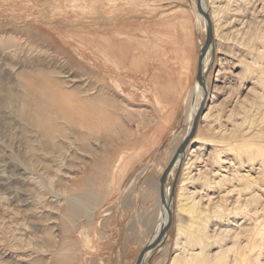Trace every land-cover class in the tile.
<instances>
[{
  "label": "rangeland",
  "instance_id": "374dc122",
  "mask_svg": "<svg viewBox=\"0 0 264 264\" xmlns=\"http://www.w3.org/2000/svg\"><path fill=\"white\" fill-rule=\"evenodd\" d=\"M202 3L200 136L142 264H264V0ZM200 17L196 0H0V264H135L165 212L149 184L196 101ZM24 93L51 99L31 112L47 133L23 120ZM97 94L108 103L86 105L90 139L76 143L71 108ZM83 184L97 201L64 229Z\"/></svg>",
  "mask_w": 264,
  "mask_h": 264
},
{
  "label": "bare ground",
  "instance_id": "6f19581e",
  "mask_svg": "<svg viewBox=\"0 0 264 264\" xmlns=\"http://www.w3.org/2000/svg\"><path fill=\"white\" fill-rule=\"evenodd\" d=\"M201 3H202V0H201ZM202 6H203V3H202ZM203 8H204V6H203ZM204 10H206V9L204 8ZM209 18H210V15H209ZM200 19H201V21H203L202 17H200ZM210 21H211V19H210ZM211 25H212V23H211ZM203 31H205V28L203 29ZM212 34H213V28H212ZM212 41H213V38H212ZM211 44H212V42H211ZM211 46L209 47V49L207 50V52H206V54L204 56V59H203V62H202V72H204V67L206 65H208V63H209L210 53L212 51ZM197 61H198V59H197ZM196 73H197V71H196ZM194 89H195V92H196V101H195L194 107H193V109L191 111L190 117L188 118V126L185 129V131L182 134V136L181 137H178L180 139L178 140L177 143L175 142L176 145H174L172 147V149L170 150L169 161L174 156V154H175L177 148L179 147V145L181 144L182 140L186 137L187 133L190 131V129L192 127V121L194 119V116L196 115L197 110H198V108L200 106V103L203 100V97L205 96V93H206V90H207L205 88V91H204V89L199 84ZM81 93L82 92H80V94ZM83 93L85 94V92H83ZM49 101H51V99L45 93H41L39 99L38 98L31 97V96L27 95L26 93H24V98L22 99V103H21L22 106H23V108L20 109V114L23 117V120H25L31 126H34L36 128H40V129L43 128V131L45 133H47V126H43L42 123L40 124V121H39L40 120V117L38 116V119L39 120L36 119L35 117H33V115H31V112H37V111L44 112V111H46L47 110V107H46L45 103H49ZM105 102L108 103V100L102 99V96L100 94H97L94 97L92 96L90 98L88 97V98H83V99H77L76 100V102L74 103V106L71 108V110L74 112V115H75L71 119L72 120L71 121V129H72V135L74 137V140H76V143L78 141V143L81 142V143H84L85 144L88 141V137L90 139L91 127L93 126L91 124V122H92L91 120H92V117L93 116H92V113L90 114L89 112H87V110H89L88 109L89 107H87L86 105H89L90 103H95V104H102V103H104L105 104ZM55 112H56V109H55ZM109 117H111V116H109ZM201 117H202V115H201ZM201 117L199 119H201ZM45 123H48V122H45ZM45 135H47V134H44V136ZM199 136H200V134H199V128L197 126L196 131H195V134H194V138H193L192 142L193 141H196V139H198ZM101 137H105V136H101ZM92 138L93 137H91V139ZM97 140L98 139H95V141H97ZM86 148L88 149V147H86ZM91 150L89 149L90 152H92ZM193 151H195V150L192 149L191 152H193ZM101 158H102V160L104 162H107V163L110 160V158H108L107 156H104V157L101 156ZM115 163L117 164V162H115ZM177 165H178V162H176V164L174 165V168L170 172V174H173L174 173ZM83 186H84V184H83ZM83 186L80 187L81 188L80 191H78V192H72L71 199L66 204L65 211L61 212V214H60V223H61V226L64 229L71 228L74 219L77 218L80 214H82V211H85L86 208L88 207V205L91 202L93 203V202H96L97 201L96 200L97 197L96 198L94 197V195L92 194V192H90V190L88 189V187H85V186L83 187ZM164 193H165V196L167 197V195L169 193V188L168 187H166L164 189ZM148 194H152L153 196H156L157 197V200L159 201V179L157 180L156 183L149 184ZM166 219H167V216H166V213L164 212L163 221L161 222L160 226L157 227V230H156V233H155L154 238L157 236L158 231L162 228V226L166 222ZM146 244L147 243H145V245Z\"/></svg>",
  "mask_w": 264,
  "mask_h": 264
},
{
  "label": "water",
  "instance_id": "95a60500",
  "mask_svg": "<svg viewBox=\"0 0 264 264\" xmlns=\"http://www.w3.org/2000/svg\"><path fill=\"white\" fill-rule=\"evenodd\" d=\"M196 6H197L199 13L204 18L205 24H206L205 42L200 49L198 61H197L196 83H198L205 91L206 87H205V78H204V75L202 72V62H203V59H204V56H205L207 50L211 46L213 34H212V25H211L209 15H208L207 11L204 10L202 3H201V0H196ZM205 95H206V93H205ZM204 102H205V96L203 97V100L200 103V106L197 110V113L194 116V119L192 122V127H191L189 133L182 140V142L179 145V147L177 148L174 156L169 161L167 167L164 169V171L162 172L160 179H159V196H160L161 206L164 209L166 216H167L166 222L164 223L162 228L158 231L157 236L153 240L148 242L146 245H144L143 249L140 251V253H139V255L135 261V264H142L145 255L148 252H150L151 250L158 247L162 243L164 237L166 236V234L168 232V229L170 228V226L172 224L171 202L174 199V191H175V187H176V182H177V178H178L180 165H181V162H182V159L184 156L185 148L188 145V143L192 140V138L194 137L196 127L198 124V120H199V118L202 114V111H203ZM176 162H178L177 171L174 175L172 184L169 187V193L166 197L165 193H164V186H165L167 177L170 174V172L173 170Z\"/></svg>",
  "mask_w": 264,
  "mask_h": 264
}]
</instances>
